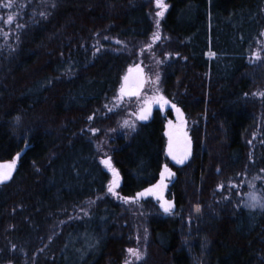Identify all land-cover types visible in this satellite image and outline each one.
<instances>
[{
    "label": "trees",
    "instance_id": "1",
    "mask_svg": "<svg viewBox=\"0 0 264 264\" xmlns=\"http://www.w3.org/2000/svg\"><path fill=\"white\" fill-rule=\"evenodd\" d=\"M150 2L0 6V162L27 145L0 185V264H123L133 246L123 198L158 180L165 119L155 111L118 136L89 129L107 120L104 106L134 59L132 47L154 33ZM165 2L160 29L170 60L162 89L184 113L192 156L172 166L171 216L142 203L150 211L146 254L136 264H264V210L243 206L250 191L264 194V97L254 94L264 65L256 72L250 65L264 0ZM101 151L118 173L116 196L107 194Z\"/></svg>",
    "mask_w": 264,
    "mask_h": 264
},
{
    "label": "rangeland",
    "instance_id": "2",
    "mask_svg": "<svg viewBox=\"0 0 264 264\" xmlns=\"http://www.w3.org/2000/svg\"><path fill=\"white\" fill-rule=\"evenodd\" d=\"M151 14L154 21V33L157 31L159 32L160 39L153 42L152 36L144 41L136 43L132 47V50L135 52L134 59L132 63L126 68L124 71L120 83L118 86V89L113 97H111L109 100L106 101V104L104 106V116L103 118L107 119L105 120L104 124H101L100 130L96 131L95 134H93L92 130L89 129V134L97 136L98 133L101 132L102 137H106L108 135L110 136H118L123 133L126 129H130L129 127H124V121H129L130 124H135V127L140 123H145L149 121L155 111H159L161 115L164 117V138H165V146H164V164L162 165L161 171L164 169V166L167 165L168 168L171 170L172 173L173 169L172 166H181L185 163H187L192 156V141L190 137V128L187 124V121L185 119L184 113L182 110L175 105V108L172 107L174 105L172 102H170L163 93L162 89V77H163V71L165 66L168 64V61L170 60V55L165 52L162 48V32L159 26V29H157L156 26V16L155 13L158 11V9L155 7L154 0H151ZM161 21V20H160ZM264 33V32H263ZM113 44L117 45L116 49H122V50H128L125 49L124 43H117V41H114ZM151 45V47H148ZM264 50V35H262L261 40L259 41L256 50L254 52H259L260 56L263 53ZM250 65H252V68L254 69V72L257 71V69H261L264 65V59L261 56L259 60H256L253 58V54L251 57ZM157 76L159 77V80L157 81ZM125 77H127V80H125ZM124 87L125 94L121 99H117V97L120 95V89L121 87ZM254 94L258 95L264 90V80L257 83L254 88ZM163 96L165 100L168 101L167 104H164L162 101L159 100V97ZM111 109V111H110ZM145 110L147 114V119L140 120L138 119V114L141 112V110ZM179 109V112L177 111ZM168 112H171V117H168ZM91 124H93L91 122ZM95 129V128H94ZM133 131V130H132ZM169 133L172 134L173 137V148L177 152H179L182 148V140L178 139V137L183 136L184 133H186L187 138L191 141V154L188 156V158L185 160L183 164H177L174 160L171 159L170 156H168V148H169ZM249 141L255 140V132L254 130L249 132ZM106 142V141H105ZM98 145V142H96ZM104 145H107L104 143ZM27 149V145L25 144L23 147V150L19 152V157H17V154L10 160L0 162V165H5L8 163H11L13 160H15V168L11 172V178L17 168L19 158L23 154L24 150ZM110 155L107 152L100 153V160L104 161L105 159H109ZM111 161V168L115 169L114 163L112 159ZM103 164V163H102ZM103 166L108 169L109 167L103 164ZM160 171V173H161ZM160 173L158 180L153 184L156 185L160 181ZM175 178V174L169 178H167L164 183L166 187H164L161 191V195L165 201H173L167 197L168 189L170 184L173 182ZM11 180V179H10ZM115 180V186L114 191L116 195H118V188H119V178L113 175V172L110 173V182L108 183L107 187V194L110 196H116L112 192L108 191L109 185ZM9 182L6 181L5 183ZM4 183V184H5ZM3 185V184H0ZM153 185L146 187L145 189H148L152 187ZM145 189L139 191L143 192ZM133 198L137 197V193L132 196ZM151 200L156 204L157 212L164 216H171L172 214H166L164 213L163 209L160 207L161 201H158L154 196L152 195H146L144 197H140L136 202H128L124 204V211L126 214H128V223L131 226V232L133 233V246L131 248L138 249L141 253H143V258L146 254V236L147 232L146 226H145V220L146 215L149 214V210H147L148 205H143L142 203L145 200ZM174 211V207L172 210V213ZM131 233V234H132ZM128 260L130 264H136L140 261H136L134 257L130 256L126 250V257L123 262L125 264V261Z\"/></svg>",
    "mask_w": 264,
    "mask_h": 264
},
{
    "label": "snow or ice",
    "instance_id": "3",
    "mask_svg": "<svg viewBox=\"0 0 264 264\" xmlns=\"http://www.w3.org/2000/svg\"><path fill=\"white\" fill-rule=\"evenodd\" d=\"M154 2H155V7L158 9V11H156V13H155V16H156V26H157V29H159L160 20L164 17V14L168 9V5L165 2V0H154ZM0 6L11 8L13 5H12L11 0H10L9 3L3 4ZM53 7H55V4H53ZM12 20H13V17L11 15L8 16L7 22L11 23ZM18 26H20V25H18ZM262 35H264V33H262ZM105 39H107V37H105ZM159 39H160V35H159V32L157 31L156 33L153 34L152 41L155 42ZM117 43H120V41H117ZM148 47H151V45H149ZM209 55L214 56L215 53L210 52ZM253 58L256 60H259L261 58L260 53L254 52ZM125 80H127V77H125ZM158 80H159V77L157 76V81ZM124 94H125V89L122 86L120 89V95L117 97V99H121ZM259 95L264 97V92L259 93ZM159 100L162 101L164 104L168 103V101L165 100L163 96H160ZM172 107L175 108V105H172ZM110 111H111V109H110ZM177 111L179 112V109H177ZM16 119H17V123H18L19 117H17ZM88 119L92 120L93 117L89 116ZM138 119H140V120L147 119V114H146L145 110H143V109L141 110V112L138 114ZM123 126L129 127L133 131L135 130V124H130L129 121H124ZM96 131H98V130L92 129L93 134H95ZM178 139L182 140V148L179 152L174 150V148H173V137H172V134L169 133V141L170 142H169V148H168L167 154L177 164H183L185 162V160L188 158V156L191 154V141L187 138L186 133L183 134L182 138L178 137ZM19 155L20 154L18 153L17 157H19ZM102 163L109 167V169L113 172L114 176L118 175V173H116L115 170L111 168L110 158L102 161ZM14 168H15V160H13L11 163H8L5 165H0V184H4L6 181L11 179V172H12V170H14ZM173 175H174V173H172L171 170L168 168V166L165 165L164 169L160 173V181L156 185H153L152 187L145 189L143 192L137 193L136 198H123L124 202L125 203L136 202V200H138L140 197H144L146 195H152L158 201H161L160 207L163 209L164 213L172 214V210L174 207L173 203L171 201H165L160 193H161L162 189L164 187H166L164 181ZM115 183L116 182L114 180L109 185V188H108V191L112 192L114 195H116V193L114 191ZM232 186L235 187V185H232ZM223 187H224L223 184L218 185L219 189H222ZM250 188L254 189L255 186L250 185ZM243 206L247 207L249 209L259 208L261 210H264V194L258 193L254 190L250 191L249 193H247V201ZM195 211L197 213H199V211H200L199 206H196ZM145 231H147V230H145ZM127 252L130 256L134 257V259L136 261H140L143 259V253H141L138 249L129 248V249H127ZM125 264H130V262L128 260H126Z\"/></svg>",
    "mask_w": 264,
    "mask_h": 264
},
{
    "label": "water",
    "instance_id": "4",
    "mask_svg": "<svg viewBox=\"0 0 264 264\" xmlns=\"http://www.w3.org/2000/svg\"><path fill=\"white\" fill-rule=\"evenodd\" d=\"M106 160V159H105ZM109 172L111 173L112 171L109 169Z\"/></svg>",
    "mask_w": 264,
    "mask_h": 264
}]
</instances>
